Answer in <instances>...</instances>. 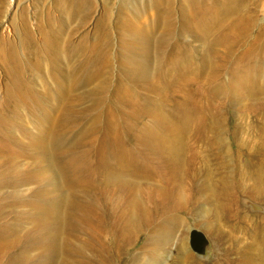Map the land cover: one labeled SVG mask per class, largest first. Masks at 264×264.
I'll return each mask as SVG.
<instances>
[{
  "label": "rangeland",
  "instance_id": "obj_1",
  "mask_svg": "<svg viewBox=\"0 0 264 264\" xmlns=\"http://www.w3.org/2000/svg\"><path fill=\"white\" fill-rule=\"evenodd\" d=\"M201 1L226 9L227 0ZM232 1L243 15L253 14L251 34L264 29V0ZM28 2L0 0V233L18 227L29 254L47 257L51 235L37 220L63 203L74 225L68 246L56 247L65 257L60 264H264V97L256 88L231 90L242 68L263 74L264 54L248 49L207 74L213 63L193 60L200 49L192 48L199 38L193 30L192 41L189 33L179 37L190 49L178 51L189 58L161 60L169 48L160 44L159 20L169 17L184 33L191 0H93L86 16L73 0H41L37 11ZM24 7L29 43L18 22ZM136 33L148 53L133 46ZM74 70L82 75L70 87L66 76ZM206 74L225 83L223 99L202 82ZM153 108L175 121L188 117L174 136L163 131L150 145L146 137L158 126ZM122 150L146 164L135 176L166 189L159 198L161 190L151 189L149 205L177 209L182 225L167 243L152 227L145 234L135 229L132 238L125 233L115 249L110 229L101 232L98 177ZM124 189L106 191L112 205L122 201L120 210L130 196ZM116 219L123 223L120 211ZM191 231L204 237L202 252L192 249Z\"/></svg>",
  "mask_w": 264,
  "mask_h": 264
},
{
  "label": "bare ground",
  "instance_id": "obj_2",
  "mask_svg": "<svg viewBox=\"0 0 264 264\" xmlns=\"http://www.w3.org/2000/svg\"><path fill=\"white\" fill-rule=\"evenodd\" d=\"M29 1V7L37 11L38 4L41 0ZM73 1L76 4L79 14L83 16L89 15L93 0ZM60 3L61 0H56L57 5H60ZM225 7V10L223 8L215 9L213 6L207 5L201 0H191L190 11L186 17L187 24L182 34L177 33V30L174 31L175 26L172 19H169L167 16L160 19L159 22L165 25V28L161 32V35L164 36L160 40V44L163 46V49L169 48L168 55L166 52L163 53L161 60L174 63L189 58L190 55L187 53L178 51L180 48L190 49L179 43V37H185L189 33L188 37L192 41L190 32L193 30L198 32L199 38L193 40L196 46L192 45V48L200 47L193 60L205 61L206 65L213 63L209 65L205 72L207 74L210 72L215 73V68H218L215 64H225V62H222L223 59L226 60L229 57L235 59L240 58L248 49L256 55L260 53L264 54V29L257 30L254 35L251 34V25L254 19L253 14L248 12L246 15H243L241 13L242 10H239L232 0H227L225 2ZM34 20V28L39 30L40 23L37 15ZM18 22L23 31L24 41L29 43L32 36L27 30L28 24L26 25L25 7L21 8L19 12ZM208 24L215 26V28L212 26L204 28ZM136 34L137 36H132L131 38L133 46H142L144 51L148 53L149 47L144 40L145 38L142 39L141 34ZM204 49H207V51L204 52ZM145 60L149 63L147 58H145ZM146 61H140L139 67L147 70L145 68ZM258 67L263 72L262 75H259L258 69L255 67L242 68V73L236 75L234 84L231 82V90L233 91V89H238L239 87H242V89L256 88L257 95L263 100L264 60L259 62ZM235 71L236 69L231 72L235 74ZM219 72L221 71L217 73ZM207 74L202 82L210 88L214 98H218V100L223 99V95H226L224 89L225 83L223 81L219 82L213 80L208 77ZM81 75L82 72L80 70H74L67 74L66 78L70 81V87L73 84L72 81L79 78ZM231 97L235 99L240 98V96L236 94H233ZM218 110H220V108L216 109V114ZM153 113L154 117L158 120V126L152 129L146 137V141L150 145H154L155 142L162 137L163 131L174 136V128L180 125V120L183 117H188L183 116L175 121L174 119L162 117L160 112L155 108H153ZM217 123L219 122L216 120L212 122L211 125H216ZM157 144H159V142H157ZM145 165L146 164L137 158L136 155L131 154L130 150H122L116 155L115 159L107 161L104 165L106 169L98 177V185L104 190L103 194H101L103 203L102 206H99L101 232L106 234L108 229H110L111 236H114L113 241L116 245L114 246L115 249L119 246L118 242L121 244L122 237L125 236V233H128L129 237L132 238L136 234L133 233L135 229H137L138 234H145L146 231L154 227L157 239L162 245L169 242L175 230H178L179 226L182 225L181 219L176 216L177 213H172L173 210H177L175 206L161 211L156 209L157 204H155L154 207L153 204L149 205L148 200L151 196V189L159 188L161 190V195H158V198L164 195L163 192L166 189L163 185L158 184L154 178L151 181L145 175L142 177L135 176L140 173L139 171H141ZM68 166L70 168L72 163L68 164ZM62 172L65 174V170H62ZM120 185L125 186L126 189L124 190H126L128 195L130 194V196L127 197L128 201L123 207V210H120L122 201H117L115 205H112L110 195L106 192ZM123 194L125 195V193ZM54 207V204L49 207L50 216L46 213L48 215L47 218L42 217L37 220L38 225H42L45 230L48 229V238L51 235L50 239L47 238L50 243L47 246L46 253L48 252L49 256L30 255L29 239L25 241L22 237L19 239V235L17 234L19 233V228L11 227L10 231H12V233H0V264H60L61 259L62 263L64 262L65 257L59 253L57 254L56 247L59 242L63 241V243L67 245L66 241L69 242L71 240V237L69 241L66 237L69 235V229L74 223L65 215L64 209L66 205L60 203L55 207V210ZM119 211L123 215L122 224H120L119 221L117 222L116 219ZM128 239V241L132 242V240L135 241L136 237L135 239ZM133 242L131 244H133Z\"/></svg>",
  "mask_w": 264,
  "mask_h": 264
},
{
  "label": "water",
  "instance_id": "obj_3",
  "mask_svg": "<svg viewBox=\"0 0 264 264\" xmlns=\"http://www.w3.org/2000/svg\"><path fill=\"white\" fill-rule=\"evenodd\" d=\"M190 245L193 250L202 252L205 246V239L201 233L197 231H191L190 233Z\"/></svg>",
  "mask_w": 264,
  "mask_h": 264
}]
</instances>
